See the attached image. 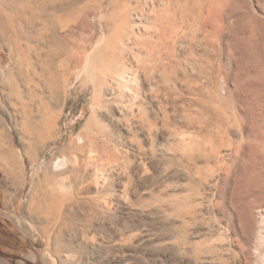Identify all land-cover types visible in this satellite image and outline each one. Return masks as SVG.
<instances>
[{
  "label": "rangeland",
  "instance_id": "obj_1",
  "mask_svg": "<svg viewBox=\"0 0 264 264\" xmlns=\"http://www.w3.org/2000/svg\"><path fill=\"white\" fill-rule=\"evenodd\" d=\"M151 2L66 85L0 37L6 264H261L264 0Z\"/></svg>",
  "mask_w": 264,
  "mask_h": 264
},
{
  "label": "bare ground",
  "instance_id": "obj_2",
  "mask_svg": "<svg viewBox=\"0 0 264 264\" xmlns=\"http://www.w3.org/2000/svg\"><path fill=\"white\" fill-rule=\"evenodd\" d=\"M151 1L153 0H0V37L8 38L16 44L13 52L15 51L21 60L20 74L22 76L30 74L28 71L33 67L30 63V56L35 53L40 59L44 55L48 58V62L40 65V69L42 72L51 73L54 83L53 85L50 83L51 86L57 85L56 83L60 81L65 84L68 77L72 75L74 67L81 66L85 61L83 70H87L91 60L100 57L104 44L102 42L108 40L109 37H100L99 33L105 31L111 34L113 30H116L118 35L115 41L123 45L126 44V40L134 39L132 31L135 29L133 22L135 16L133 17V14L136 15L141 11L139 15L143 18V15L147 13L146 7L152 3ZM162 1L163 11L171 13L170 16L164 17L165 20L174 21L178 25L177 15L183 8L180 0ZM180 18H184V13ZM37 25H40V28H37ZM29 27L38 29V43L35 47L31 46L32 43L30 45L19 42L21 37H29L25 35L26 32H30L26 31ZM177 27L175 26V29ZM170 36L172 40L177 41L180 36L179 31ZM55 93L57 94V89ZM9 153L13 159L16 157L13 151ZM66 163V157L59 158L56 166L63 167ZM256 214L257 223L254 227L257 231L258 242L264 244V207L258 208ZM260 255V262L264 264V250ZM0 264L6 263L0 260Z\"/></svg>",
  "mask_w": 264,
  "mask_h": 264
},
{
  "label": "trees",
  "instance_id": "obj_3",
  "mask_svg": "<svg viewBox=\"0 0 264 264\" xmlns=\"http://www.w3.org/2000/svg\"><path fill=\"white\" fill-rule=\"evenodd\" d=\"M1 253H3V252H0V255H1Z\"/></svg>",
  "mask_w": 264,
  "mask_h": 264
}]
</instances>
